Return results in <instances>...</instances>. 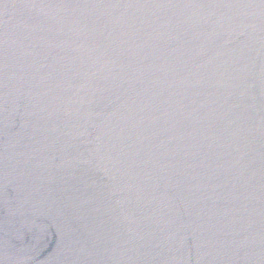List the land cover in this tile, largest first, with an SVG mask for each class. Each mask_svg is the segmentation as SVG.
Instances as JSON below:
<instances>
[{
	"label": "water",
	"instance_id": "95a60500",
	"mask_svg": "<svg viewBox=\"0 0 264 264\" xmlns=\"http://www.w3.org/2000/svg\"><path fill=\"white\" fill-rule=\"evenodd\" d=\"M0 264H264V0H0Z\"/></svg>",
	"mask_w": 264,
	"mask_h": 264
}]
</instances>
